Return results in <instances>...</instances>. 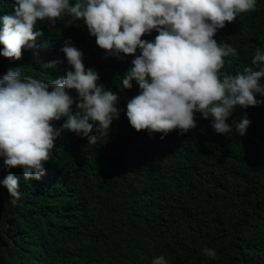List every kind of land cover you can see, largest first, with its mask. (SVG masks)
<instances>
[{
  "label": "trees",
  "instance_id": "obj_1",
  "mask_svg": "<svg viewBox=\"0 0 264 264\" xmlns=\"http://www.w3.org/2000/svg\"><path fill=\"white\" fill-rule=\"evenodd\" d=\"M15 6V0H0V17ZM69 20L65 14L54 26L37 21L34 30L43 33L37 48L23 49L20 60L0 56V78L18 67L22 76L46 82L65 76L71 67L61 49L70 39L85 69L98 72L97 84L117 92L119 119L96 144L61 129L39 181H25L21 168L11 169L21 196L12 204L0 187V264H152L159 256L168 264H264V97L256 94L259 105L229 117L231 125L247 113L244 136L235 123L232 132L215 133L212 118L200 113L187 133L173 130L161 139V133L137 132L125 112L139 87L133 81L130 90L117 91L135 57L106 56L82 20ZM156 35L153 30L142 39ZM213 38L236 50L224 58L222 73L250 67L256 49L264 51V0ZM39 60L59 63L44 69ZM69 94L76 99L75 90ZM7 174L0 158V180ZM205 248L216 257L204 255Z\"/></svg>",
  "mask_w": 264,
  "mask_h": 264
},
{
  "label": "clouds",
  "instance_id": "obj_2",
  "mask_svg": "<svg viewBox=\"0 0 264 264\" xmlns=\"http://www.w3.org/2000/svg\"><path fill=\"white\" fill-rule=\"evenodd\" d=\"M13 14L0 17V56L20 60L23 49H36L43 33L37 21L54 26L65 14L69 24L83 21L89 35L106 56L131 55V67L124 73L117 91L130 90L133 81L139 94L128 100L125 115L136 130L180 134L196 127L195 113L211 120L217 134L235 131L246 134L251 121L245 112L239 122L227 123L235 109L256 107L264 97V51L256 49L251 66L235 75L222 73L225 59L236 50L213 38L217 30L232 23L240 13L255 11L256 0H15ZM155 30L153 41L142 39ZM139 49L140 54L136 55ZM63 52L71 70L51 82L21 75L19 67L0 78V158L8 174L0 180L11 203L19 200L20 180L11 169L19 167L25 181H39L46 174L61 129L96 144L119 119L117 92L98 85L99 74L85 69L83 53L64 41ZM38 57V52L33 53ZM55 70L59 61H38ZM258 69V70H257ZM69 90H75L76 99ZM75 103L76 111L73 112ZM65 118L57 128L54 121ZM95 131L98 135H90ZM203 254L216 257L214 249ZM152 264H168L164 256Z\"/></svg>",
  "mask_w": 264,
  "mask_h": 264
}]
</instances>
